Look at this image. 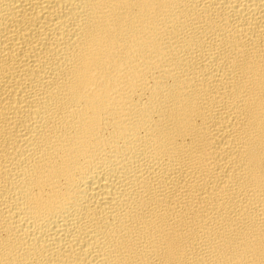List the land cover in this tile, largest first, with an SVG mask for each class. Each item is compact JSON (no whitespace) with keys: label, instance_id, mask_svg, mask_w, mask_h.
<instances>
[{"label":"bare ground","instance_id":"6f19581e","mask_svg":"<svg viewBox=\"0 0 264 264\" xmlns=\"http://www.w3.org/2000/svg\"><path fill=\"white\" fill-rule=\"evenodd\" d=\"M0 264H264V0H0Z\"/></svg>","mask_w":264,"mask_h":264}]
</instances>
